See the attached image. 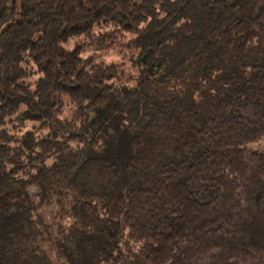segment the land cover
<instances>
[{
	"label": "trees",
	"instance_id": "1",
	"mask_svg": "<svg viewBox=\"0 0 264 264\" xmlns=\"http://www.w3.org/2000/svg\"><path fill=\"white\" fill-rule=\"evenodd\" d=\"M263 141L264 0H0V264H264Z\"/></svg>",
	"mask_w": 264,
	"mask_h": 264
},
{
	"label": "rangeland",
	"instance_id": "2",
	"mask_svg": "<svg viewBox=\"0 0 264 264\" xmlns=\"http://www.w3.org/2000/svg\"><path fill=\"white\" fill-rule=\"evenodd\" d=\"M120 54H117V53H113V51L111 52V54H110V57H109V59H113V60H115V61H121V58H120V56H119ZM127 67H129V64L126 62V64H125ZM264 144V141L263 142H261L258 146H255V145H253V148H256V147H259V146H261V145H263Z\"/></svg>",
	"mask_w": 264,
	"mask_h": 264
}]
</instances>
